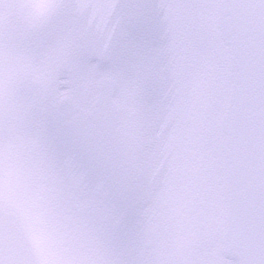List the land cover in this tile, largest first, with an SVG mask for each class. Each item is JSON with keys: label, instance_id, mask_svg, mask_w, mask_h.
<instances>
[{"label": "snow or ice", "instance_id": "snow-or-ice-1", "mask_svg": "<svg viewBox=\"0 0 264 264\" xmlns=\"http://www.w3.org/2000/svg\"><path fill=\"white\" fill-rule=\"evenodd\" d=\"M0 264H264V0H0Z\"/></svg>", "mask_w": 264, "mask_h": 264}]
</instances>
